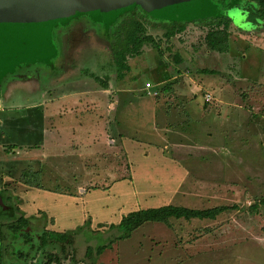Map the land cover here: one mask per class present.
<instances>
[{
  "label": "rangeland",
  "instance_id": "1",
  "mask_svg": "<svg viewBox=\"0 0 264 264\" xmlns=\"http://www.w3.org/2000/svg\"><path fill=\"white\" fill-rule=\"evenodd\" d=\"M219 6L232 18L224 53L202 41L208 16L193 18L170 40L153 17L143 23L158 46L145 44L119 75L111 43L124 11L108 31L90 15H74L80 18L68 29L53 31L51 60L0 65V72L11 66L0 77V193L8 190L10 202L32 220L36 244L43 228L83 227L76 243L82 255L87 237L100 243L101 232L132 210L235 204L216 219L173 218L172 228L147 222L96 264H264V19L254 22L243 8ZM155 107L184 111L187 117L177 118L186 121L181 133H172L180 125L172 118H164L170 130L157 127ZM202 109L225 116L198 126ZM157 140L162 146L153 144ZM154 145L174 162L152 160ZM28 169L40 171L42 188L25 184ZM43 254L38 250L27 264H40Z\"/></svg>",
  "mask_w": 264,
  "mask_h": 264
},
{
  "label": "trees",
  "instance_id": "2",
  "mask_svg": "<svg viewBox=\"0 0 264 264\" xmlns=\"http://www.w3.org/2000/svg\"><path fill=\"white\" fill-rule=\"evenodd\" d=\"M205 1L209 5L207 12L201 10L197 14H186L183 17L174 19L154 18L158 20V22L153 23V25L155 27L164 28L166 30L165 37L167 40H170L177 33L183 32L193 18L206 15L208 18L203 19L202 23L206 27H209V29L206 35L202 38V41L212 51L224 53L227 52L230 47L229 28L232 23V18L225 12L217 10L216 5L219 8L220 4L223 6L226 5L227 8L233 5L243 8L248 12V19L254 20V22H257L258 18L264 19V0H256V3H250L248 5H241L236 2V0H231L228 4L225 2L222 3L223 0ZM118 15L112 18H105L106 22H112L118 17ZM149 18L153 17L144 11L143 8L138 6L136 8V13L127 10L114 25V40L111 43V52L113 63L115 64L117 71L120 73L119 75H122L124 71L129 70V56L139 55L145 44H154V46H158L154 38L147 34L143 23V20ZM56 52L57 49L54 45L53 50L49 55L41 59L20 62H46L51 60ZM174 59L177 62L182 61L181 57L177 54L174 55ZM10 67L2 69L0 77L4 75ZM202 72L214 73L215 71L211 69H204ZM249 110L253 116L254 113L251 109ZM22 178L24 179L25 184L42 188V184L40 183V171L30 169L24 170ZM6 193H8V190L1 192L7 205L13 206L14 213L11 215L0 214V264H14L15 260H20L24 262V264H27L30 260L33 262L37 258L36 255L38 250L44 253L40 264H71V262L73 264H96L97 258H99L106 249L111 248L113 244L118 241L130 238L138 228L147 222L164 223L168 227L172 228L173 218L186 220L194 218L216 219L221 213L230 209L238 208L235 204L221 205L208 209H196L183 205L166 204L159 207L132 210L127 214H124L119 223H111L107 231L101 232L103 240L100 243H95V245L90 244V241L92 240L87 237L86 241L88 244L85 252L81 255L78 253L76 243L78 235L83 231V227L78 230H74L73 232L55 231L43 228L39 230V234L37 236L38 244H36L34 242L35 237L32 233V220L22 214L21 209L12 202L13 200H11L13 204L10 202L8 199L9 197L5 195ZM261 201L264 203V199ZM258 205L259 204L257 203L251 208L256 209L258 208ZM89 225L90 221H87L86 226L88 227ZM93 237L95 238L96 236ZM28 245H30L33 249H31L30 252H27L28 250H26ZM50 245L58 246L59 251L54 252L51 250H45Z\"/></svg>",
  "mask_w": 264,
  "mask_h": 264
},
{
  "label": "water",
  "instance_id": "3",
  "mask_svg": "<svg viewBox=\"0 0 264 264\" xmlns=\"http://www.w3.org/2000/svg\"><path fill=\"white\" fill-rule=\"evenodd\" d=\"M135 4L154 18L168 19L209 9L205 0H0V65L49 55L54 47L52 28L59 21L88 14L108 27L116 18L110 23L105 18L130 10ZM13 213V206L3 201L0 193V214Z\"/></svg>",
  "mask_w": 264,
  "mask_h": 264
},
{
  "label": "crops",
  "instance_id": "4",
  "mask_svg": "<svg viewBox=\"0 0 264 264\" xmlns=\"http://www.w3.org/2000/svg\"><path fill=\"white\" fill-rule=\"evenodd\" d=\"M241 5H242V3H241ZM235 7H237V6H235ZM81 108L82 107H80L79 109H81ZM202 110L203 111L201 113H200V111L194 112V115H198L197 113H200V116H202V117H197V118H201L196 123V124H198V126L199 125H204V124L207 125V123H211L210 118L220 119L221 117H224L225 116L221 110L220 111H214L213 113L210 110L209 111L206 110V109H202ZM153 111H154V115H155V117L157 118V121H158L157 127L159 125H163L162 128H167L168 127L167 121L166 120L164 121V118H166V119L168 118V120L170 118H172L173 120H177V118H180V117H187V115H186V113H184V111H180V110H177V109H173V110L171 108H168V109H164V108L163 109H160V108H156L155 107V108H153ZM191 112H193V111H190L189 113H191ZM188 120L189 119H187V122H188ZM193 120H195V119L190 120L189 121V124L186 127L193 126V123H192ZM163 122H165V124H163ZM184 122H186V121L183 120V119H178L176 123H179L180 125L179 126H176L177 127V130L174 131V132H172V133H178V132L181 133V131L179 130V128H180V126L185 125ZM201 122H202V124H200ZM212 125H214V124H212ZM168 130H170V127H168ZM156 131H157V129H156ZM160 139H162L163 141L165 140V139H163L161 137H160ZM162 140H157L156 143L154 142L153 144H159L160 145V143L158 141L163 142ZM160 146H162V145H160ZM164 146H167V145H164ZM132 147H134V145H131V148ZM150 148H152V150H155L156 151V153H152V155H153V159L152 160L157 161L156 163H158L159 165H161L163 163L166 164L167 163V160H169L170 162H174L171 157H167V155L164 156L163 153H160V151L158 150V148L156 147V145H154L153 147H150ZM167 164H169V163H167ZM161 169H162V167H161ZM155 181H159V179L158 180H155ZM120 220H121V218H120ZM170 233H171V231H170ZM99 263H101V262H99Z\"/></svg>",
  "mask_w": 264,
  "mask_h": 264
},
{
  "label": "flooded vegetation",
  "instance_id": "5",
  "mask_svg": "<svg viewBox=\"0 0 264 264\" xmlns=\"http://www.w3.org/2000/svg\"><path fill=\"white\" fill-rule=\"evenodd\" d=\"M138 7V6H137ZM141 7V6H140ZM142 8V7H141ZM127 11V10H126ZM84 15H86V14H81V15H79V16H84ZM87 16H88V14H87ZM73 16H71V17H68L67 19H66V22H58V24L56 25V26H54L53 28H52V34H53V31L55 32V33H61V32H63L64 30H65V28H69V25L71 24V22L73 21L72 19H74L75 17H73ZM90 17H91V15H90ZM77 18H80V17H78V16H76V18L75 19H77ZM74 19V20H75ZM99 20V19H98ZM100 22H101V24L103 25L104 24V22L103 21H101V20H99ZM62 29L61 31L59 30V29ZM52 40H53V38H52ZM54 43V42H53ZM55 45V44H54ZM107 46V45H106ZM55 47H56V45H55ZM57 49V48H56ZM20 64L19 65H25L24 63H21V62H19ZM32 63H35V62H29V63H27V64H32ZM26 64V65H27ZM18 65V66H19Z\"/></svg>",
  "mask_w": 264,
  "mask_h": 264
},
{
  "label": "built area",
  "instance_id": "6",
  "mask_svg": "<svg viewBox=\"0 0 264 264\" xmlns=\"http://www.w3.org/2000/svg\"><path fill=\"white\" fill-rule=\"evenodd\" d=\"M147 87H151V83H147ZM206 97H205V100L206 101H211V99H212V93H210V92H208V93H206V95H205Z\"/></svg>",
  "mask_w": 264,
  "mask_h": 264
}]
</instances>
